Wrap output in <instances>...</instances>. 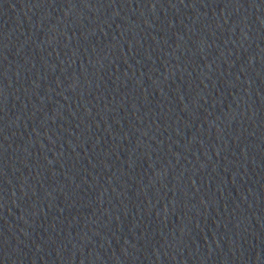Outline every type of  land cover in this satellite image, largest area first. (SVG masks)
Returning a JSON list of instances; mask_svg holds the SVG:
<instances>
[{
  "label": "water",
  "instance_id": "1",
  "mask_svg": "<svg viewBox=\"0 0 264 264\" xmlns=\"http://www.w3.org/2000/svg\"><path fill=\"white\" fill-rule=\"evenodd\" d=\"M0 264H264V0H0Z\"/></svg>",
  "mask_w": 264,
  "mask_h": 264
}]
</instances>
